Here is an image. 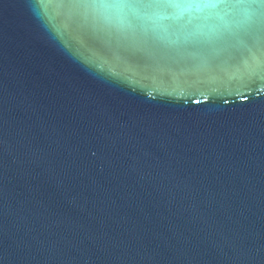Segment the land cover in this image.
<instances>
[{
  "label": "water",
  "instance_id": "1",
  "mask_svg": "<svg viewBox=\"0 0 264 264\" xmlns=\"http://www.w3.org/2000/svg\"><path fill=\"white\" fill-rule=\"evenodd\" d=\"M146 2L0 0V264H264V6Z\"/></svg>",
  "mask_w": 264,
  "mask_h": 264
},
{
  "label": "snow or ice",
  "instance_id": "2",
  "mask_svg": "<svg viewBox=\"0 0 264 264\" xmlns=\"http://www.w3.org/2000/svg\"><path fill=\"white\" fill-rule=\"evenodd\" d=\"M247 2L264 6V0H247ZM227 3L228 0H147L146 3H141L138 6L149 8L218 7Z\"/></svg>",
  "mask_w": 264,
  "mask_h": 264
},
{
  "label": "clouds",
  "instance_id": "3",
  "mask_svg": "<svg viewBox=\"0 0 264 264\" xmlns=\"http://www.w3.org/2000/svg\"><path fill=\"white\" fill-rule=\"evenodd\" d=\"M111 7H121V5H110Z\"/></svg>",
  "mask_w": 264,
  "mask_h": 264
}]
</instances>
